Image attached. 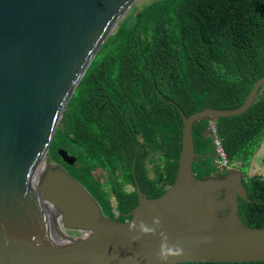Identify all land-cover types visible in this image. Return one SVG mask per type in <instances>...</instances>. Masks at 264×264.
Returning a JSON list of instances; mask_svg holds the SVG:
<instances>
[{"label":"water","instance_id":"water-1","mask_svg":"<svg viewBox=\"0 0 264 264\" xmlns=\"http://www.w3.org/2000/svg\"><path fill=\"white\" fill-rule=\"evenodd\" d=\"M137 1L0 0V264L264 262V227L238 217V200L250 202L242 173L198 179L192 168L193 126L243 114L264 77L237 109L179 112L175 180L155 199L135 183L138 204L125 222L103 216L60 164L46 160L32 179L90 63ZM59 158L76 161L63 149Z\"/></svg>","mask_w":264,"mask_h":264},{"label":"trees","instance_id":"trees-1","mask_svg":"<svg viewBox=\"0 0 264 264\" xmlns=\"http://www.w3.org/2000/svg\"><path fill=\"white\" fill-rule=\"evenodd\" d=\"M263 77L264 0H154L133 7L90 63L48 156L51 151L107 217L115 209L124 222L138 204L135 183L148 199L173 184L183 129L179 112L189 117L205 108L237 109ZM214 124L228 161L245 174L264 137L263 88L243 114ZM207 126L201 120L192 129L198 179L217 175ZM58 149L76 159L73 166L61 162ZM245 186L250 202L238 200V217L245 227L262 228L264 179L247 178Z\"/></svg>","mask_w":264,"mask_h":264},{"label":"rangeland","instance_id":"rangeland-1","mask_svg":"<svg viewBox=\"0 0 264 264\" xmlns=\"http://www.w3.org/2000/svg\"><path fill=\"white\" fill-rule=\"evenodd\" d=\"M152 1L154 0H138L133 7H141L142 5L144 4H149L151 3ZM132 7V8H133ZM132 8L130 10H128L122 17L121 19L117 22V24L115 25V27L111 30L110 34H114L118 28V24L126 17L127 14L130 13V11L132 10ZM264 91V89H263ZM51 151H50V155L48 156V153H46V156L44 158V160L40 163V164H44V162L46 160H49L51 162V164H58L57 162L55 163V161L52 159L51 157ZM54 153V152H53ZM56 156L58 157L59 156V149L57 150L56 152ZM59 158V157H58ZM62 162V161H61ZM59 165V164H58ZM147 168H148V174L151 178L154 177V173H153V163L148 161L147 162ZM247 172L245 174V177L246 178H250L252 176H261L264 178V146L262 145L260 150L257 152V154L255 155V157L253 158V160L250 161L249 165H247ZM103 181L106 182L107 181V178L104 176L103 177ZM126 190H132V187L130 185H127L125 187ZM102 214L103 216L107 217L106 213L103 212L102 210ZM109 218V217H108ZM114 219H116L115 217H113ZM67 234L68 236L72 237V238H77V234L74 233V232H67L65 233Z\"/></svg>","mask_w":264,"mask_h":264},{"label":"clouds","instance_id":"clouds-1","mask_svg":"<svg viewBox=\"0 0 264 264\" xmlns=\"http://www.w3.org/2000/svg\"><path fill=\"white\" fill-rule=\"evenodd\" d=\"M261 88H263L264 89V86H262V87H260L259 88V90L261 89ZM259 90H258V93H259ZM257 96H258V94H257ZM253 105V104H252ZM247 111V110H246ZM239 116V115H238ZM212 128L214 129V133L211 131L212 130ZM205 133H206V136L207 137H210L211 139H212V147H213V164L215 165V167H216V169H217V175H213V176H211V177H215V178H220V177H223V176H225L226 174H231V173H233V172H236V171H240L241 173H242V176H243V181H244V186L246 185V181H247V178L245 177V174L240 170V165H239V163H230L229 161H228V159H227V157H226V154H225V152H224V150H223V147H222V143H221V140H220V138L218 137V135H217V131H216V125L214 124V121H208V126H207V128H206V130H205ZM219 139V141H220V144H221V147H222V150H223V152H224V154H225V157H226V160H227V162H228V165H229V169H219L218 168V166H217V164H216V156H215V153H214V151H215V148H214V140H216V139ZM264 146V137H263V139H262V141H261V144H260V146H259V149L256 151V153L253 155V157L250 159V161L251 160H253V158L255 157V155L257 154V152L260 150V148H261V146ZM250 161H249V163H250ZM249 163H248V165H249ZM248 170V169H247ZM247 170H246V172H247ZM252 177H261V176H252ZM252 177H250V178H252ZM261 178H263V177H261ZM249 179V178H248ZM264 179V178H263ZM245 188H246V186H245ZM113 211H115L116 212V210L115 209H113L112 210V212ZM113 214H114V212H113ZM118 214V213H117ZM114 217L116 218V219H114V218H111V219H113V220H116V221H118L117 220V217H116V215L114 214ZM125 222V221H124ZM65 233H67V232H65ZM74 233H76V232H74ZM77 234V236L78 235H81L80 233L78 234V233H76Z\"/></svg>","mask_w":264,"mask_h":264},{"label":"built area","instance_id":"built-area-1","mask_svg":"<svg viewBox=\"0 0 264 264\" xmlns=\"http://www.w3.org/2000/svg\"><path fill=\"white\" fill-rule=\"evenodd\" d=\"M214 133V129L212 128L211 130ZM214 148H215V156H216V164L218 166L219 169H229V165L228 162L226 160L225 154L222 150L221 144L219 139L217 138L216 140H214ZM114 214L116 215V217L118 216L117 212L113 211Z\"/></svg>","mask_w":264,"mask_h":264},{"label":"bare ground","instance_id":"bare-ground-1","mask_svg":"<svg viewBox=\"0 0 264 264\" xmlns=\"http://www.w3.org/2000/svg\"><path fill=\"white\" fill-rule=\"evenodd\" d=\"M112 28H113V26H112ZM112 28H111V29H112ZM42 165H43V164H39V165H38L36 171H35L34 174L32 175V179L34 178L35 174L39 171V169L42 167ZM46 222L52 227L53 234H54V236H55L56 241H57L58 243H62L63 241H62V239L57 235V232H56V229H55V225H56V223H57V218H56V217H53V216H51V215L49 216V215L47 214V216H46Z\"/></svg>","mask_w":264,"mask_h":264}]
</instances>
